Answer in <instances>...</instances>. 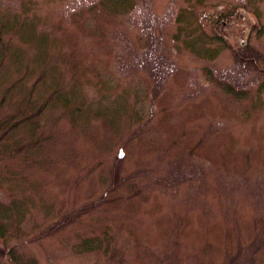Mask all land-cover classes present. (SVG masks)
<instances>
[{
	"label": "rangeland",
	"instance_id": "1",
	"mask_svg": "<svg viewBox=\"0 0 264 264\" xmlns=\"http://www.w3.org/2000/svg\"><path fill=\"white\" fill-rule=\"evenodd\" d=\"M0 244L264 264V0H0Z\"/></svg>",
	"mask_w": 264,
	"mask_h": 264
},
{
	"label": "flooded vegetation",
	"instance_id": "2",
	"mask_svg": "<svg viewBox=\"0 0 264 264\" xmlns=\"http://www.w3.org/2000/svg\"><path fill=\"white\" fill-rule=\"evenodd\" d=\"M3 250H4V249H3V245L0 244V256L3 257V258L1 259V260H2V263H1V264H8V263H10V262H9L7 256L3 254V253H4Z\"/></svg>",
	"mask_w": 264,
	"mask_h": 264
},
{
	"label": "water",
	"instance_id": "3",
	"mask_svg": "<svg viewBox=\"0 0 264 264\" xmlns=\"http://www.w3.org/2000/svg\"><path fill=\"white\" fill-rule=\"evenodd\" d=\"M122 155V152L120 151V156Z\"/></svg>",
	"mask_w": 264,
	"mask_h": 264
}]
</instances>
